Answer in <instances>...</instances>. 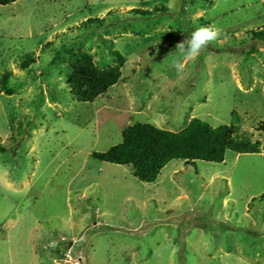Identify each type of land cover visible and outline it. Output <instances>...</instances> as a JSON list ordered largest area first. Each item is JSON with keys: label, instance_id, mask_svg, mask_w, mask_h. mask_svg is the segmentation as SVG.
Here are the masks:
<instances>
[{"label": "rangeland", "instance_id": "1", "mask_svg": "<svg viewBox=\"0 0 264 264\" xmlns=\"http://www.w3.org/2000/svg\"><path fill=\"white\" fill-rule=\"evenodd\" d=\"M208 25L218 41L185 59L177 43ZM77 51L123 55L89 100L69 81ZM194 116L258 150L172 158L153 181L92 156L133 122ZM0 264H264V0L0 3Z\"/></svg>", "mask_w": 264, "mask_h": 264}, {"label": "trees", "instance_id": "2", "mask_svg": "<svg viewBox=\"0 0 264 264\" xmlns=\"http://www.w3.org/2000/svg\"><path fill=\"white\" fill-rule=\"evenodd\" d=\"M12 0H0L8 3ZM117 65L98 67L89 53L77 51L71 57L73 70L69 75L72 92L80 100H89L115 83L120 74L123 55L116 51ZM233 124H210L192 117L177 130L158 127L150 122L136 121L122 130V140L105 150H94L92 156L115 163H131L133 174L141 180L153 181L161 168L172 158L222 160L226 149L257 151L259 140L237 135Z\"/></svg>", "mask_w": 264, "mask_h": 264}, {"label": "clouds", "instance_id": "3", "mask_svg": "<svg viewBox=\"0 0 264 264\" xmlns=\"http://www.w3.org/2000/svg\"><path fill=\"white\" fill-rule=\"evenodd\" d=\"M220 36L221 29L215 25L201 26L191 33L190 38L186 39L187 47H185V41L182 40L177 43V48L185 59L195 58L199 56L210 43L217 42ZM174 67L179 74L184 71L185 65L182 62H178ZM49 246L55 247V242Z\"/></svg>", "mask_w": 264, "mask_h": 264}]
</instances>
